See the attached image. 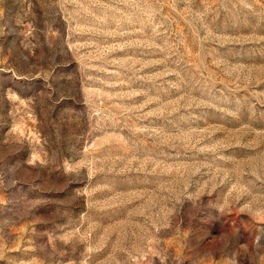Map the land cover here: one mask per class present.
Wrapping results in <instances>:
<instances>
[{
  "label": "rangeland",
  "instance_id": "rangeland-1",
  "mask_svg": "<svg viewBox=\"0 0 264 264\" xmlns=\"http://www.w3.org/2000/svg\"><path fill=\"white\" fill-rule=\"evenodd\" d=\"M0 264H264V0H0Z\"/></svg>",
  "mask_w": 264,
  "mask_h": 264
}]
</instances>
